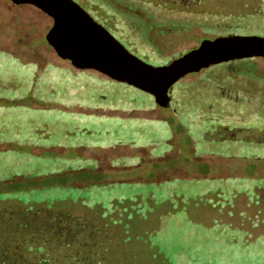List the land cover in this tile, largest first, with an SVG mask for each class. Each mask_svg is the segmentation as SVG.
<instances>
[{"label": "rangeland", "instance_id": "374dc122", "mask_svg": "<svg viewBox=\"0 0 264 264\" xmlns=\"http://www.w3.org/2000/svg\"><path fill=\"white\" fill-rule=\"evenodd\" d=\"M76 1L155 66L205 38L264 36L262 0H205L187 28L152 32L149 47L125 25L120 5ZM184 18L176 15L179 24ZM52 26L39 8L0 0V206L78 203L70 205L113 226L124 264H264L256 213L264 105L254 99L264 94L248 98L239 85L223 100L186 85L226 83L217 64L177 82L161 107L143 90L59 57L47 41ZM252 62L264 78V58Z\"/></svg>", "mask_w": 264, "mask_h": 264}, {"label": "flooded vegetation", "instance_id": "af4514ba", "mask_svg": "<svg viewBox=\"0 0 264 264\" xmlns=\"http://www.w3.org/2000/svg\"><path fill=\"white\" fill-rule=\"evenodd\" d=\"M111 1L105 0L114 10L120 5L116 11L124 19L125 25L136 33V38L141 43L149 47L155 44L151 38L152 32H172L174 24L187 28L184 23L189 22L192 17L190 14H197L196 10L205 0ZM80 4L87 5L82 1ZM178 13L185 17L180 24L176 19ZM185 19H188L187 23ZM226 35L231 34L219 36ZM242 60L230 62H247ZM257 201L259 203L258 199ZM261 202L256 213L264 219V193ZM70 204L78 205L65 201L49 209L46 204L37 203L30 205L35 210L28 212V208L23 205L0 206V264H124L121 258L123 247L114 241L111 234L113 226H109L108 220L105 218L101 221L97 212L85 207L84 212H80ZM245 229L251 230V227L247 226ZM115 253L118 254L117 257Z\"/></svg>", "mask_w": 264, "mask_h": 264}, {"label": "water", "instance_id": "95a60500", "mask_svg": "<svg viewBox=\"0 0 264 264\" xmlns=\"http://www.w3.org/2000/svg\"><path fill=\"white\" fill-rule=\"evenodd\" d=\"M12 2L33 5L53 19L47 41L76 69L95 71L143 90L161 107L170 106L171 88L187 75L234 60L264 58V36L231 34L205 38L171 63L155 66L130 52L76 0Z\"/></svg>", "mask_w": 264, "mask_h": 264}, {"label": "trees", "instance_id": "16d2710c", "mask_svg": "<svg viewBox=\"0 0 264 264\" xmlns=\"http://www.w3.org/2000/svg\"><path fill=\"white\" fill-rule=\"evenodd\" d=\"M264 3V0H262ZM206 2L211 3L210 0H206ZM263 5V11H264V4ZM254 59V58H253ZM253 59H244L242 61L247 62H241L235 61L236 63L229 62V63H223L219 64L216 67V73L217 76L221 75L222 77L228 78L226 83L220 85V86H211L206 85L204 82H202V78L199 81L189 83L186 85L194 86L195 90L194 93L198 94H204V91L207 89L215 94H217L221 99L225 100L226 97L230 95V93H234L232 88L240 87V90L243 91L242 93L246 94L250 98L252 94H264V78H261L260 76L255 75L254 73V66L252 65ZM233 63V64H230ZM237 83V84H236ZM242 84V85H241ZM235 85V86H233ZM240 85V86H239ZM246 88V89H245ZM235 90V89H234ZM183 90H180V92ZM226 94H225V93ZM234 96L230 95V98H233ZM252 98V97H251ZM254 99H259L260 104L264 105V98L256 97ZM236 103L238 104V100L236 98Z\"/></svg>", "mask_w": 264, "mask_h": 264}]
</instances>
